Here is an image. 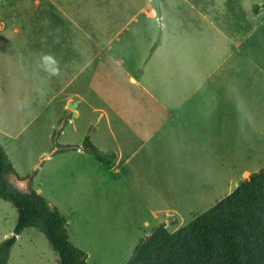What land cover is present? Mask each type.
<instances>
[{"label":"rangeland","instance_id":"1","mask_svg":"<svg viewBox=\"0 0 264 264\" xmlns=\"http://www.w3.org/2000/svg\"><path fill=\"white\" fill-rule=\"evenodd\" d=\"M118 2L0 0V141L20 176L37 171L33 188L66 217L71 241L88 253V264L126 263L138 242L159 225L154 223L157 217L171 212L192 220L236 188L244 171L264 168V27L252 33L256 67L250 64L249 88L237 81L235 124L227 136L218 131L206 137L207 144L198 138L192 145L171 139L161 148L150 142L136 157L131 154L137 145H121L125 159L113 168L86 151H59L63 144L81 143L87 136L106 154L119 149L109 138L106 117L97 123L95 134L88 129L103 112L113 109V118L121 107L133 110L145 104L135 96L128 75L100 54V48L108 46L114 57L128 63L148 55L146 42L133 38L139 24L130 22L145 0H133L129 6ZM246 2L251 3L252 16L254 6L264 5V0ZM68 29L73 30L75 46L84 50L75 58L78 77L73 87L81 93L82 82L88 81L89 106L96 110L80 105L78 118L64 107L72 73L61 67L69 62L66 51L56 50L68 35L70 40ZM45 55L54 63L45 64ZM90 60V67L78 73ZM156 95L163 101L159 92ZM12 179L27 191V180ZM18 216L17 208L0 198V242L14 235ZM187 221L163 224L173 232ZM8 264H59V256L43 232L28 228L18 236Z\"/></svg>","mask_w":264,"mask_h":264},{"label":"crops","instance_id":"2","mask_svg":"<svg viewBox=\"0 0 264 264\" xmlns=\"http://www.w3.org/2000/svg\"><path fill=\"white\" fill-rule=\"evenodd\" d=\"M132 1L119 0L118 5L125 2V5L129 6ZM245 1L247 0H160L159 16L154 0H145L141 8L132 13L130 22L139 24L133 38L146 42L148 55L128 63L124 57H114L108 46L100 48L101 56L114 62L128 75L129 82L133 83L135 96L145 103L133 110L121 107L113 118L110 116L113 109L110 113L103 112L98 121L88 129L89 133L95 134L98 130L97 123H102V117L107 118L106 124L111 131L109 138L120 146L117 150L107 152L108 167L113 168L125 159L121 145H137L131 154L136 157L142 147L148 146L150 142L155 143L153 146L161 148L160 145L171 139H179L184 145H192L201 138L202 143L207 144L206 137L210 139L211 136H217L218 131L226 136L229 129L233 132L236 86L250 87V64L256 67L251 57L252 33L264 27V18L261 19L264 15V5H256L259 6L258 11L253 12L252 16L249 10L251 3ZM140 15L151 21L140 22ZM126 26L121 28V32ZM67 34H70V40L68 35L65 40L57 43L56 50L66 51L69 62L61 63V67L72 73L65 85L67 90L68 86H71V93L68 94L64 107L73 118H78L81 116L80 105H83L84 109L86 106L93 109L89 106L88 99L91 84L84 80L81 93L73 87L78 77L73 67L76 64L75 58L80 59V51L84 53V50L75 46L72 29H68ZM158 39L160 43L152 51ZM118 47L123 49L127 48V45L118 44ZM137 47L140 48V44ZM90 65L91 60L78 73L83 74ZM257 71L259 72L258 69ZM63 88L57 95L62 94ZM158 92L163 101L156 95ZM73 104H76V107L72 108ZM70 121L74 123L72 117ZM60 128L61 136L64 127ZM100 136L101 133L98 132V138ZM104 142L107 143L108 140ZM5 149L8 152L6 147ZM68 150H77L86 155L83 142L63 144L59 151ZM251 173L253 172L250 170L244 171L242 181ZM18 187L21 189L20 185ZM236 188L233 186L228 194ZM37 191L41 193L40 189ZM174 215L168 212L165 217H157L156 222H153L169 224L172 219H178L179 222L185 219L191 221V217L185 218L183 214L180 218Z\"/></svg>","mask_w":264,"mask_h":264},{"label":"trees","instance_id":"3","mask_svg":"<svg viewBox=\"0 0 264 264\" xmlns=\"http://www.w3.org/2000/svg\"><path fill=\"white\" fill-rule=\"evenodd\" d=\"M159 43L160 39L152 51ZM83 149L108 163V154L88 137ZM36 175L37 171L20 176L0 141V198L11 202L19 214L14 235L0 242V264H8L18 236L28 228L45 234L59 264H88V253L71 241L66 217L33 188ZM12 178L27 180V191L20 190ZM124 264H264V168L176 231L163 223L156 226Z\"/></svg>","mask_w":264,"mask_h":264},{"label":"water","instance_id":"4","mask_svg":"<svg viewBox=\"0 0 264 264\" xmlns=\"http://www.w3.org/2000/svg\"><path fill=\"white\" fill-rule=\"evenodd\" d=\"M154 6H155V8H156V10H157L158 15L160 16V15H161L160 0H154ZM74 107H76V104H73V105H72V108H74ZM248 180H249V177H248V178H245V179L242 181V183L247 182ZM242 183H241V184H242Z\"/></svg>","mask_w":264,"mask_h":264},{"label":"clouds","instance_id":"5","mask_svg":"<svg viewBox=\"0 0 264 264\" xmlns=\"http://www.w3.org/2000/svg\"><path fill=\"white\" fill-rule=\"evenodd\" d=\"M42 59L45 62V64H47L48 62L54 63V59L51 56L45 55Z\"/></svg>","mask_w":264,"mask_h":264}]
</instances>
